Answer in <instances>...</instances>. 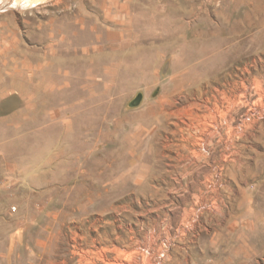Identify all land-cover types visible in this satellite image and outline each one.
<instances>
[{"label":"rangeland","instance_id":"374dc122","mask_svg":"<svg viewBox=\"0 0 264 264\" xmlns=\"http://www.w3.org/2000/svg\"><path fill=\"white\" fill-rule=\"evenodd\" d=\"M0 264H264V0H0Z\"/></svg>","mask_w":264,"mask_h":264},{"label":"bare ground","instance_id":"6f19581e","mask_svg":"<svg viewBox=\"0 0 264 264\" xmlns=\"http://www.w3.org/2000/svg\"><path fill=\"white\" fill-rule=\"evenodd\" d=\"M27 3V2H26ZM231 10V9H230ZM229 10V11H230ZM187 11V10H186ZM185 13V12H184ZM188 13V12H187ZM190 13V12H189ZM236 16V15H235ZM222 25V24H221ZM224 25V24H223ZM219 27V26H218ZM212 31H214V30H212ZM24 65L26 66V67H29V65H28V63H24ZM41 65V64H40ZM40 67V66H39ZM208 109V108H207ZM209 111V110H208ZM213 113V112H212ZM211 116V115H210ZM212 118V117H211ZM213 124V123H212ZM208 125H209V123H208ZM209 127H211V126H209ZM203 128H206V125H205V127H203ZM213 130V129H212ZM206 131H207V129H206ZM205 131V132H206ZM216 131H217V128H216ZM207 135V134H206ZM209 142V141H208Z\"/></svg>","mask_w":264,"mask_h":264}]
</instances>
